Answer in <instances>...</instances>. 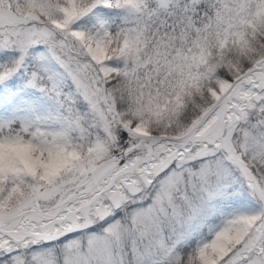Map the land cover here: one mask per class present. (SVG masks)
Returning a JSON list of instances; mask_svg holds the SVG:
<instances>
[{
	"label": "snow or ice",
	"instance_id": "6c2138e0",
	"mask_svg": "<svg viewBox=\"0 0 264 264\" xmlns=\"http://www.w3.org/2000/svg\"><path fill=\"white\" fill-rule=\"evenodd\" d=\"M0 264H264V0H0Z\"/></svg>",
	"mask_w": 264,
	"mask_h": 264
}]
</instances>
